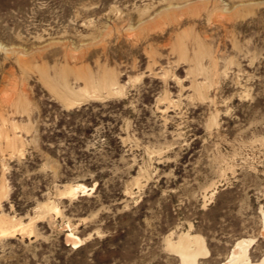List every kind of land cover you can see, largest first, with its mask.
<instances>
[{"label":"rangeland","instance_id":"1","mask_svg":"<svg viewBox=\"0 0 264 264\" xmlns=\"http://www.w3.org/2000/svg\"><path fill=\"white\" fill-rule=\"evenodd\" d=\"M263 211L264 0H0V264L256 262Z\"/></svg>","mask_w":264,"mask_h":264},{"label":"bare ground","instance_id":"2","mask_svg":"<svg viewBox=\"0 0 264 264\" xmlns=\"http://www.w3.org/2000/svg\"><path fill=\"white\" fill-rule=\"evenodd\" d=\"M88 95H89L88 91L83 92V97L88 96ZM79 97H82V95H80ZM68 103L71 105V107H74L75 105H80L82 102H81V99H74V100H68ZM95 189H96V185L89 188L85 185L78 184V185H74L68 188V195L74 197L77 194H81L82 196H84L88 192L94 191ZM263 218H264V211H263ZM10 230L11 229L9 228V224L6 221L1 220L0 221V236L1 237L8 236L11 233ZM262 233H263L262 236L264 237V227H263ZM190 238L191 236L187 234L181 237L180 240L176 244L170 242L169 245L175 249L176 253L180 255L183 261V264H199L198 256L203 251H205V253L208 254V251L205 249V247H202L204 244L203 239L195 238L192 240ZM68 241L72 242L75 248H78L82 244V241L71 233L68 234ZM192 241L196 245L195 249H192V243H193ZM254 241L255 240L253 239L239 240L236 243L232 251V254L228 257V259L225 262L221 264H264V255L256 262L252 261L250 258V247L253 243H255Z\"/></svg>","mask_w":264,"mask_h":264}]
</instances>
